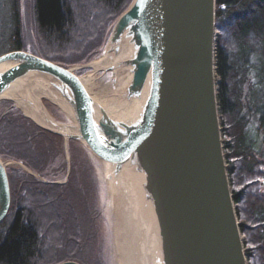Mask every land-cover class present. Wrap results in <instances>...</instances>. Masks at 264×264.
I'll use <instances>...</instances> for the list:
<instances>
[{
    "label": "water",
    "instance_id": "95a60500",
    "mask_svg": "<svg viewBox=\"0 0 264 264\" xmlns=\"http://www.w3.org/2000/svg\"><path fill=\"white\" fill-rule=\"evenodd\" d=\"M216 10L217 0H132L90 63L0 55V100L102 167L119 264H249L219 113ZM7 165L0 156V224Z\"/></svg>",
    "mask_w": 264,
    "mask_h": 264
},
{
    "label": "trees",
    "instance_id": "16d2710c",
    "mask_svg": "<svg viewBox=\"0 0 264 264\" xmlns=\"http://www.w3.org/2000/svg\"><path fill=\"white\" fill-rule=\"evenodd\" d=\"M95 1L104 14L93 18V28L99 21L93 35L76 21L74 4L83 0H34L38 37L41 47L45 46L42 51L48 47L49 53L42 52L41 57L67 67L88 62L101 52L112 26L132 0ZM15 6V30L7 40L12 42V50H24L17 0ZM78 10L82 14L79 20L85 19L81 7ZM216 30L217 91L229 180L248 263L264 264V193L260 189L264 180V0H217ZM2 103L1 158L19 161L44 176L48 166L43 160L48 151L45 144L52 145L54 140L63 144V140L39 128L13 108L11 101ZM7 172L11 207L0 224V264L74 261L76 255L65 258L62 249L47 240L63 231L55 226L60 218L53 210L69 205L64 188L22 170ZM45 212H51L52 218Z\"/></svg>",
    "mask_w": 264,
    "mask_h": 264
},
{
    "label": "rangeland",
    "instance_id": "374dc122",
    "mask_svg": "<svg viewBox=\"0 0 264 264\" xmlns=\"http://www.w3.org/2000/svg\"><path fill=\"white\" fill-rule=\"evenodd\" d=\"M17 5L22 17L21 31L24 51L40 56L45 46L42 44L43 47H41L38 37L34 0H17ZM78 6L81 7L85 19L79 20L82 18V14L78 10ZM100 9L95 0H83L77 6L74 4L76 21H79L77 24L84 29L83 31L92 32L90 34L93 35L96 33L99 21L97 26L93 28L92 26L96 23L93 18L97 14L99 18L104 14V11L100 12ZM15 18V0H0V52L13 49V47L10 48L12 42H9L7 37L11 31L15 30ZM87 20L88 23L86 24ZM47 49L48 47L44 52L47 53ZM102 50L88 62L71 64L67 67L90 63L100 57ZM85 72L87 71L80 70L79 74L82 75ZM109 81L104 78L100 79L98 89L102 90L103 87L109 86ZM2 101L5 100H0V114L5 113ZM43 104L50 110L51 115L56 116L57 120L65 119L64 113H61L51 101L43 99ZM13 108L15 107L13 106ZM45 150H48L46 153L47 160L44 157L43 160L48 166L44 176L32 171L19 161L11 159L4 161L8 164L7 169L22 170L44 183L59 185L64 188L69 205L67 207L58 206L53 211L60 218L55 226L57 229L63 230L62 232L66 235L62 239L63 233L59 231V235L51 234L47 240L58 249H62V256L66 255L65 258L70 257L67 255H76V258L73 257L72 260L75 262L78 260V264H119L113 215L102 179V167L83 146L72 140L67 150H65L64 144L55 140L52 145L47 146L45 144ZM260 189L264 193V180L261 182ZM53 211L51 212L53 213ZM51 212H45L47 218H52ZM61 217L63 218L61 219ZM243 239H245L244 236ZM68 240L69 243H67Z\"/></svg>",
    "mask_w": 264,
    "mask_h": 264
},
{
    "label": "bare ground",
    "instance_id": "6f19581e",
    "mask_svg": "<svg viewBox=\"0 0 264 264\" xmlns=\"http://www.w3.org/2000/svg\"><path fill=\"white\" fill-rule=\"evenodd\" d=\"M79 74V73H78ZM80 75V74H79ZM13 92V93H12ZM12 92H7L6 94H5V97H12V98H14V99H17V98H19L22 94H24L25 93V91H23V88H20V89H18V90H14V91H12ZM23 92V93H22ZM101 102V101H100ZM101 104H102V106L103 107H108L107 105H106V103H103V102H101ZM240 226H241V224H240ZM128 264H132V262H131V258H129V260H128Z\"/></svg>",
    "mask_w": 264,
    "mask_h": 264
}]
</instances>
